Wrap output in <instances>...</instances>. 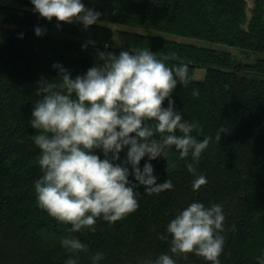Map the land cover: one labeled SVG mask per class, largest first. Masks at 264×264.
Here are the masks:
<instances>
[{
    "label": "trees",
    "instance_id": "obj_1",
    "mask_svg": "<svg viewBox=\"0 0 264 264\" xmlns=\"http://www.w3.org/2000/svg\"><path fill=\"white\" fill-rule=\"evenodd\" d=\"M102 12L100 21L168 33L239 49L231 51L168 38L157 33L95 23L51 21L34 12L31 0H0V264H64L69 253L60 243L69 235L64 224L50 216L36 201L34 181L41 175L40 149L29 123L36 82L57 76L54 62L82 74L102 59L98 52L121 48H149L168 64L189 65L191 82L177 84L175 107L185 118L198 121L193 134L215 136L225 125L222 138L210 144L196 165L207 177L193 191V174L171 150L168 160H152L159 181L170 178L173 188L144 193L139 207L109 224L98 218L96 231L71 233L87 244L79 264H91L102 252L100 264H141L169 248L166 227L176 210L201 200L221 203L226 213L225 248L221 264H260L264 256V0H254L248 16V0H84ZM35 25L46 27L36 35ZM23 33L21 37L19 34ZM115 39L117 41H115ZM202 43V42H201ZM86 44V47H82ZM250 55H258L251 62ZM206 70L203 79L196 70ZM199 95L193 96L192 89ZM167 105V98L163 102ZM123 156L124 153L122 152ZM142 158L141 166L144 163ZM190 159V157H189ZM233 225L235 226L233 228ZM180 264H209L189 253Z\"/></svg>",
    "mask_w": 264,
    "mask_h": 264
},
{
    "label": "clouds",
    "instance_id": "obj_2",
    "mask_svg": "<svg viewBox=\"0 0 264 264\" xmlns=\"http://www.w3.org/2000/svg\"><path fill=\"white\" fill-rule=\"evenodd\" d=\"M31 4L34 12L49 21L56 17L57 27H62L59 21H67L82 22L87 29L102 16L84 0H31ZM46 30L34 26L36 35ZM98 57L99 62L75 76L70 68L54 62L57 76L51 81L42 76L36 82L39 99L29 117L37 130L32 140L40 149L36 201L57 221L70 224L69 235L62 236L60 243L76 255H69L64 264H79L78 253L88 247L71 233L94 232L98 218L111 224L137 209L141 185L147 194L173 188L170 178L158 180L155 158L168 160L174 150L193 174V191L200 190L207 177L196 165L210 144L228 131L220 125L214 137L200 138L193 134L198 121L185 118L175 107L172 94L177 84L184 87L192 79L187 63L168 64L149 48H121L117 53L107 44ZM192 95L198 96L199 89L193 88ZM225 220L221 203L192 200L178 208L167 224L168 250L144 258L141 264H180V258L186 259L189 253L209 264H221ZM103 255L94 253L91 264H100ZM258 260L264 264V256Z\"/></svg>",
    "mask_w": 264,
    "mask_h": 264
},
{
    "label": "rangeland",
    "instance_id": "obj_3",
    "mask_svg": "<svg viewBox=\"0 0 264 264\" xmlns=\"http://www.w3.org/2000/svg\"><path fill=\"white\" fill-rule=\"evenodd\" d=\"M253 5H254V0H248V16H249V18L252 16L251 10H252ZM98 23L99 24L101 23V24L110 26L114 30L127 29V28H129L131 30H138V31H145V32H151V33H157V34H160V35H164V36H166L168 38H172V39H176V40L184 41V42H189V43H197V44H204V45H209L210 44L213 47L231 51L233 53V55L237 56L239 59H242L245 56V55H243V53L239 49L233 48V47H227L226 45H222V44L210 43V42H206V41H200V40H196V39H191V38H186V37H181V36H175V35H171V34H168V33L153 32V31L144 30V29L131 28L129 26H124V25H119V24H113V23H110V22H107V21H100L99 20ZM115 41H117V40L115 39ZM257 56L258 55H250V56L246 57V60L248 62H251L254 59H256ZM195 74H196L195 77L197 79H203L205 77L206 70L203 69V68H199V69L196 70V73Z\"/></svg>",
    "mask_w": 264,
    "mask_h": 264
}]
</instances>
